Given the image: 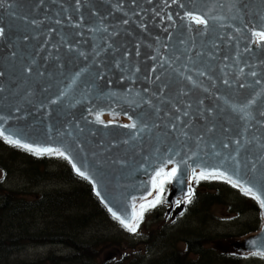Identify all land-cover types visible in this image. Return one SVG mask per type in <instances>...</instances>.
Wrapping results in <instances>:
<instances>
[{
  "label": "water",
  "instance_id": "water-1",
  "mask_svg": "<svg viewBox=\"0 0 264 264\" xmlns=\"http://www.w3.org/2000/svg\"><path fill=\"white\" fill-rule=\"evenodd\" d=\"M180 2L186 5L185 9L171 0H136L135 4L132 0H81L77 11L75 0H44L42 5L39 0H8L14 5L11 13L7 7L0 9V27L6 30L5 36L0 37V71L5 72L0 77V86L5 89L0 92V116L9 117L4 126L10 132L21 133L19 138L33 146L67 149L70 159L64 158L73 172L80 176L72 167L76 163L89 173L92 179L82 178L90 183L107 211L112 207L121 214H130L131 198L137 197L139 204V197L151 190L148 181L154 169L148 167L149 162L155 163L157 156L171 155L169 149L181 154L177 159L192 153L202 159L211 150V143H216V150L221 151V142L243 136L239 158L244 160L249 154L260 153L255 144L248 145L246 141L253 135H264V129L254 126L245 133L254 120L240 109L256 98L257 104L246 111L255 117L264 110V49L253 44L252 51L245 53L246 32L231 41L227 37H235L234 30L245 23H259L264 15V0H238L247 5L246 14L230 11L231 0ZM209 8L214 9L213 16L223 19L211 22L207 32L203 26L189 25L181 19L185 10ZM161 9L162 16L173 15L175 27L155 16L154 12ZM234 16L238 18L233 19ZM32 20L37 24H32ZM124 20L129 22L124 24ZM198 28L200 32L196 31ZM181 39L186 41L184 45L179 43ZM237 50L242 54L239 62ZM13 51L16 57L12 56ZM125 51L129 53L127 59L122 55ZM225 55L229 56L227 61ZM32 61L34 70L29 75L22 68ZM117 61L124 67H116ZM137 68L139 72H135ZM240 68L244 69L243 74H239ZM251 71H256L257 77L250 76ZM78 72L81 75L77 77ZM98 73H103L104 78L100 79ZM225 79L229 85L223 83ZM256 79L261 80L259 85L254 83ZM240 84L247 86L240 88ZM145 88L148 92H144ZM159 88L164 89L163 94ZM61 92L66 94L61 97ZM111 93L116 95L110 96ZM141 98L151 99L152 105L142 103ZM52 100L57 103L52 104ZM176 108L189 111L190 115L182 119L188 122L192 139L186 140L180 131L171 130L173 117L179 115ZM96 113L105 123L96 121ZM129 116L141 126L147 124L151 131L139 134L121 127L130 122ZM110 120L114 123L107 124ZM198 135L204 137L199 145L195 139ZM235 147L230 144L224 154ZM192 160L199 163L195 156ZM260 171L264 169L258 165L257 172L242 169L241 175L252 179L259 177ZM190 174V169H178L179 179L169 182L163 203L166 211H173V217L181 214L188 203L184 201L189 184L194 189ZM151 191L149 200L155 195ZM176 201L181 203L177 205ZM259 211L260 224L256 229L221 239L218 248L238 256L251 254L258 247L264 251L260 244L264 241V209L259 206ZM253 240L257 245H253Z\"/></svg>",
  "mask_w": 264,
  "mask_h": 264
},
{
  "label": "trees",
  "instance_id": "trees-1",
  "mask_svg": "<svg viewBox=\"0 0 264 264\" xmlns=\"http://www.w3.org/2000/svg\"><path fill=\"white\" fill-rule=\"evenodd\" d=\"M15 161H20L19 170L28 183L54 182L59 187L41 192L9 187L5 180L10 173V163ZM0 172V260L12 254L21 242L23 247L39 237L41 244L38 245H60L67 251L51 249L40 259L20 260L13 264H249L248 257L225 253L214 245L222 235L206 232L205 223L214 218L212 208L217 205H223L228 212L234 213L235 218L245 210H259L254 198L246 196L224 179L196 181L191 202L176 220L161 217L162 222L147 225L150 219L143 213L137 231L133 233L110 216L89 182L76 175L62 156L36 155L0 137ZM34 211L49 218L44 221L50 225L38 233L26 234L23 221L18 219L21 216L26 218ZM95 218L100 221L92 226L117 225L118 231L98 234L92 240L87 238V233L82 234L83 230ZM10 219L17 220L20 234H2L4 220ZM193 220L195 227L191 226ZM9 222L6 221V225ZM239 223L242 224L240 235L257 228V224L252 225L247 220ZM141 226L143 230L139 231ZM111 248L119 250L121 258L102 260L101 253ZM153 250L160 251V254L144 261V253Z\"/></svg>",
  "mask_w": 264,
  "mask_h": 264
},
{
  "label": "snow or ice",
  "instance_id": "snow-or-ice-1",
  "mask_svg": "<svg viewBox=\"0 0 264 264\" xmlns=\"http://www.w3.org/2000/svg\"><path fill=\"white\" fill-rule=\"evenodd\" d=\"M133 4H135L136 0H132ZM151 3V0H149ZM44 3V0H39V5H42ZM172 4H178L181 9H185L186 5L184 3H181L180 0H171ZM76 9L79 10V7L81 5V0H75ZM37 5V6H39ZM169 5L165 3L164 7L167 8ZM7 7L9 13H11L12 8L14 7L13 4H8V0H0V9H3ZM235 10L238 14L243 12L244 14L247 13V5L244 3H238V0H231L230 4V11ZM214 11L213 8H209L207 11H200V10H185L183 12V16L181 17L182 20L188 21L189 25L195 24L198 26H203L204 32L208 31V26L213 21H219L223 19L221 16H213L212 12ZM161 10H156L154 12L155 16L160 17V19L167 20L170 23V27H175V22L173 19L172 14H167L166 16L161 15ZM233 19L238 18V16L232 17ZM129 21L124 20V24H127ZM32 24H37L36 20L31 21ZM57 24H60V20H56ZM141 27H146L144 24H141ZM51 31H55L54 29H50ZM105 31H107L105 29ZM197 32H200V29H196ZM235 33L237 34L235 37L232 35H229L227 39L229 41L233 39H238L239 34L241 32H246L248 35L246 36V39L248 40L247 46L244 48V52H251L252 51V45L255 44L258 47H261L264 49V15L260 16V22L259 23H245L242 28H236ZM5 28L0 27V37L5 36ZM112 35H115L113 33ZM172 33L169 32V38H171ZM24 39L27 40L28 36H24ZM179 43L181 45H184L186 43L185 40L181 39L179 40ZM109 48H111V45H108ZM238 47V46H237ZM69 48L71 50V44H69ZM118 51V50H117ZM97 56H99V51L95 53ZM140 53L139 51L136 52V55L138 56ZM17 53L15 51L12 52V56L16 57ZM83 55V53H81ZM123 58L127 59L129 56V53L127 51L123 52ZM199 56L200 53H197ZM211 56V53L209 54ZM242 54L239 50H237L236 54V60L239 62V58ZM229 59V56L225 55L224 60L227 61ZM35 61H32L31 64L27 65L26 67L22 68V71L25 73H28L29 75L33 72L32 64H34ZM264 64V61L261 62ZM162 66V65H161ZM116 67L123 68L124 65L122 62L117 61ZM227 67V65L225 66ZM223 71V69H221ZM140 69H135V72H139ZM153 73H155L156 68L154 67L152 69ZM244 69H239V74H243ZM40 76H43V72L38 73ZM5 75V72L0 71V77H3ZM81 73H76V76H80ZM199 75H204L203 72H200ZM252 77H257L258 73L256 71H251L249 73ZM98 76L100 79L104 78L103 73H98ZM161 78L159 76L156 77V80L159 81ZM190 80L191 77H188ZM75 79H73L72 83H75ZM225 85H229L230 82L228 79H225L223 81ZM254 83L259 85L261 83V80L256 79L254 80ZM247 85L240 84V88H244ZM71 87V85H69ZM5 89L0 86V92H3ZM131 92V90H129ZM158 91L163 94L164 89L159 88ZM144 92H148V89L145 88ZM66 93L61 92L60 96H64ZM115 93H111L110 96H115ZM155 95V93H153ZM260 93H257V96H259ZM142 103H147L150 106L152 105V100L149 99L147 101H144L141 98ZM52 104L57 103L56 100L51 101ZM202 103V102H201ZM257 100L256 98L250 99L247 101V104L244 105L243 108L240 109V111H244L245 115L251 119L254 120V124H248V126L245 128V133L249 132L254 126L258 128L264 129V110L258 111L257 115L254 117L252 113L246 111L250 106L256 105ZM43 107V106H42ZM189 108L191 105L188 106ZM17 112L20 111L19 108L16 109ZM155 111L157 113L160 112L159 108H155ZM209 113H211V109L207 110ZM176 112L179 113V115H175L171 121L170 128L172 131H180L181 135L187 140L192 139V137L189 135V124L188 122L184 121L182 117H188L190 115L189 111L184 110L181 112L179 108H176ZM127 115V113H125ZM9 117L0 116V137H3V139L12 145L21 147L23 149L28 150L29 152H32L36 155H41L43 153L48 154H55L58 156L65 157L66 159H70L69 156L66 155L67 149L62 151L60 148H52V147H40V146H33V144L23 142V140L19 137L22 136L21 133H13L10 132L7 127L4 125L7 123V120ZM96 121L98 123H105L104 121L100 120V114L96 113ZM129 123L120 125L121 127L136 130L139 134H142L146 131H151L149 126L147 124H143V126L139 125L136 121H133L131 116H129ZM114 121L110 120L107 122V124H112ZM82 131V129H81ZM209 132L212 131V129H208ZM8 133V134H6ZM71 135V133H69ZM197 145L201 141H203V136H196L195 137ZM244 142L243 136L241 138H238L236 140L229 139L228 142H221L220 147L221 151H217V144L211 143L208 145L210 147V151L205 154L204 158H200L197 153H192V156H188L187 158H180L177 159L181 154L179 152H174L173 149H169V152L172 153L171 155H165V156H157L155 158V163L149 162L148 167L153 168V172L151 174L150 180L148 183L151 186V190L155 191V195L153 199H148V197L153 196V191L149 190L147 191L146 196L139 197V204H137V197H132L130 200V207H131V213L129 214L127 211L124 213H119L116 210H113L112 207H108V211L111 213L112 217L119 221V223L125 227L128 231L135 233L137 231L139 222L143 218V213L148 207H154L157 204H159L162 200V193L164 191V185L168 182H171L174 178L179 179L178 176V169L181 170H188L190 169V176L189 180H196L199 182L200 180L204 179H224L229 184H231L233 187L239 188V190L245 194L246 196H250L257 200L259 202V206L261 209H264V171H260L259 177H253L252 179H244V177L241 175V170H248L253 173L258 171V165L259 169H264V135H253L250 140H247L246 143L248 145L255 144L259 150L260 153L258 156L249 154L245 157L244 160H241L240 157V149L242 147V143ZM127 143V141H125ZM230 144H234L236 147L235 149L228 152V154H224L223 150H228L230 147ZM195 156L197 159H199V163H196L192 160V157ZM147 159V158H146ZM195 164V166H192ZM170 166V168H169ZM72 167L77 171V173L86 179H92V177L89 175V173L86 170H81V167H77L76 163L72 164ZM231 173V174H229ZM236 177L234 179L233 177ZM95 187V183H94ZM194 194V189L191 187V184H189L188 191L185 196L184 202H191V197ZM97 195L101 196V193L97 191ZM103 200L104 197H101ZM177 205L181 203V201H176ZM107 206V203H106ZM139 209V210H138ZM253 245H257V241H252ZM261 246L264 247V241L260 242ZM252 255L255 256H261L264 257V251L260 250L258 247L257 250Z\"/></svg>",
  "mask_w": 264,
  "mask_h": 264
},
{
  "label": "rangeland",
  "instance_id": "rangeland-1",
  "mask_svg": "<svg viewBox=\"0 0 264 264\" xmlns=\"http://www.w3.org/2000/svg\"><path fill=\"white\" fill-rule=\"evenodd\" d=\"M19 168H20V161H15L13 163H10V168H9L10 173L6 177L5 182L7 183L9 187L13 189H18V190L26 189L31 192H41L45 190H52L56 187H59L58 185H55L54 182H45V181H39L41 183H37V184H30L27 182L26 176L22 175V171H20ZM1 174L2 172H0V175ZM60 187H66V186L61 185ZM163 199H164V196L162 195V200L159 204H157L154 207H148L149 209H146L144 211V213H146V215H148L150 219L146 223L147 225L150 223H160L162 222L161 221L162 219L173 221V220H176V218L180 215V214H177L175 217H173L172 216L173 211L171 210L166 211L167 205L163 203ZM257 205H258V202H257ZM212 213L214 215V218L210 219L209 221L205 223L206 232H212V233L216 232L222 235L223 237L219 238L218 241L221 239H225L229 236H240V227L242 226V224L239 222H243L247 220L248 223L252 225L257 224V227L260 224V211L259 210H245L242 213H240L237 218H235L234 213L228 212L227 208H225L223 205L222 206L217 205L214 208H212ZM42 216H43L42 213L34 211L32 215H29L26 218H24V216H21L22 218L18 220L23 221L24 228H26V231H27L26 234H33V233H38L39 231L45 229L44 227H48L50 225V224L47 225L45 223V221H47L49 218H43ZM6 221H11V222H9L6 225ZM6 221L4 220L5 223L2 228V231H3L2 234L4 236L6 235L15 236V235L20 234L19 229H18L17 220L10 219ZM99 221H100L99 218H95L92 221V223L83 230L82 234L85 235L87 233L86 237L92 240L98 234L112 232V230L118 231L117 225H111V226L105 225L104 226L102 224H97L95 226H92L93 224ZM191 226L192 227L196 226V222L194 220L191 221ZM141 230H143L142 226L139 228V231ZM246 232L247 231H245L244 233ZM225 234H229V235L224 236ZM42 237H44V235ZM38 238L39 237H37L35 241L27 243L23 247H22L23 242H21L14 249L12 254L7 255L0 260V264H13V262L20 261V260H26V261L37 260L44 256H47L48 252L51 249H54L58 252L67 251L66 248L60 245H51V244L38 245V244H41L38 242ZM218 241L214 244L217 248H218L217 246ZM159 254H160V251L158 250H153L151 253L145 252L143 256V260L144 261L151 260L157 257ZM242 257H248L247 261H249V264H264V257L259 258L261 256L256 257L255 255L247 254ZM118 258H121L120 251L114 248L108 249L101 253L102 260L103 259H106L107 261L111 259L117 260ZM87 264H90V263H87Z\"/></svg>",
  "mask_w": 264,
  "mask_h": 264
}]
</instances>
